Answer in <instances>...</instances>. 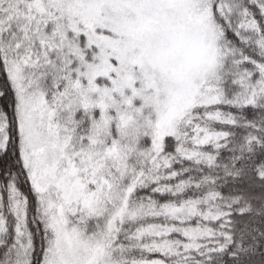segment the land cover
<instances>
[{"label":"snow or ice","instance_id":"6c2138e0","mask_svg":"<svg viewBox=\"0 0 264 264\" xmlns=\"http://www.w3.org/2000/svg\"><path fill=\"white\" fill-rule=\"evenodd\" d=\"M0 264H264V0H0Z\"/></svg>","mask_w":264,"mask_h":264}]
</instances>
